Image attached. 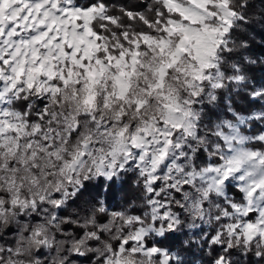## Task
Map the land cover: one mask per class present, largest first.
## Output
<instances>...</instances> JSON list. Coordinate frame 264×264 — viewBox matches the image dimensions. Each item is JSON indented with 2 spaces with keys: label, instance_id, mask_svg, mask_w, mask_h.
<instances>
[{
  "label": "snow or ice",
  "instance_id": "6c2138e0",
  "mask_svg": "<svg viewBox=\"0 0 264 264\" xmlns=\"http://www.w3.org/2000/svg\"><path fill=\"white\" fill-rule=\"evenodd\" d=\"M0 264H264V0H0Z\"/></svg>",
  "mask_w": 264,
  "mask_h": 264
},
{
  "label": "trees",
  "instance_id": "16d2710c",
  "mask_svg": "<svg viewBox=\"0 0 264 264\" xmlns=\"http://www.w3.org/2000/svg\"><path fill=\"white\" fill-rule=\"evenodd\" d=\"M257 40H259V36H257Z\"/></svg>",
  "mask_w": 264,
  "mask_h": 264
}]
</instances>
